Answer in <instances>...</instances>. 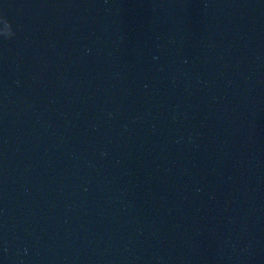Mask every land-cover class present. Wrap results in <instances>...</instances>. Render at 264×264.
Here are the masks:
<instances>
[{
	"label": "clouds",
	"instance_id": "9594fccd",
	"mask_svg": "<svg viewBox=\"0 0 264 264\" xmlns=\"http://www.w3.org/2000/svg\"><path fill=\"white\" fill-rule=\"evenodd\" d=\"M7 20V19H6ZM8 21V20H7ZM8 23L10 24V22L8 21ZM11 25V24H10Z\"/></svg>",
	"mask_w": 264,
	"mask_h": 264
}]
</instances>
